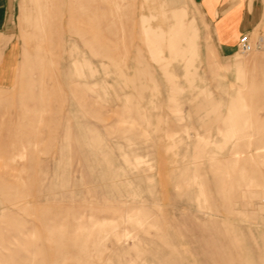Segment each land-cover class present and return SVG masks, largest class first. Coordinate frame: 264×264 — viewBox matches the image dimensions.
Returning a JSON list of instances; mask_svg holds the SVG:
<instances>
[{"label":"rangeland","instance_id":"1","mask_svg":"<svg viewBox=\"0 0 264 264\" xmlns=\"http://www.w3.org/2000/svg\"><path fill=\"white\" fill-rule=\"evenodd\" d=\"M15 7L0 264H264V48L196 0Z\"/></svg>","mask_w":264,"mask_h":264},{"label":"crops","instance_id":"2","mask_svg":"<svg viewBox=\"0 0 264 264\" xmlns=\"http://www.w3.org/2000/svg\"><path fill=\"white\" fill-rule=\"evenodd\" d=\"M205 17L216 47L229 55L243 33L264 32V0H196ZM16 0H0V87L15 79L12 57L16 55L11 27ZM17 65V63H16Z\"/></svg>","mask_w":264,"mask_h":264},{"label":"built area","instance_id":"3","mask_svg":"<svg viewBox=\"0 0 264 264\" xmlns=\"http://www.w3.org/2000/svg\"><path fill=\"white\" fill-rule=\"evenodd\" d=\"M237 46L242 53H250L256 48H264V37L259 36L257 39H252L248 33H243L239 37Z\"/></svg>","mask_w":264,"mask_h":264}]
</instances>
